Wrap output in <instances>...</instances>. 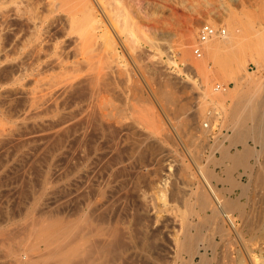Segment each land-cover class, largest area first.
Wrapping results in <instances>:
<instances>
[{"label": "rangeland", "instance_id": "obj_1", "mask_svg": "<svg viewBox=\"0 0 264 264\" xmlns=\"http://www.w3.org/2000/svg\"><path fill=\"white\" fill-rule=\"evenodd\" d=\"M89 1L0 0V264H51L48 245L62 243L71 231L77 245L110 242L109 234L119 232L115 247L121 251L112 249L117 259L110 253L108 264H264V144L243 140L246 127L257 124L239 114L235 82L264 81V0ZM204 24L226 28L238 43L212 56L209 45L225 41L213 39L196 58L192 48ZM91 70L100 73L99 99L111 118L108 140L91 126L82 128L79 117L68 119L78 94L62 99L74 102L61 103L60 117L33 115L35 89L60 85L57 90ZM260 92L262 100L264 87ZM197 109L190 128L187 119ZM209 119L212 131L204 128ZM67 126H73L71 136H61L59 128L63 133ZM237 129L242 143L235 140ZM94 146L101 151L94 154ZM245 147L262 152L258 161L249 160L250 169L234 162ZM198 166L213 173L220 198L236 206L231 215L241 234L215 212ZM99 189L105 198L90 216L84 196ZM100 214L105 225L98 223ZM188 240L199 254H189ZM23 254L27 261H19Z\"/></svg>", "mask_w": 264, "mask_h": 264}, {"label": "bare ground", "instance_id": "obj_2", "mask_svg": "<svg viewBox=\"0 0 264 264\" xmlns=\"http://www.w3.org/2000/svg\"><path fill=\"white\" fill-rule=\"evenodd\" d=\"M98 1V3H100L101 5L105 2V1H108V0H97ZM235 4H237L238 3V0H232ZM87 3L88 4H90V1L89 0H87ZM221 4H223L222 2H221ZM220 4V5H221ZM222 6H224V4L222 5ZM221 6V7H222ZM91 12H93L94 11V8H91V9H89ZM95 12V11H94ZM93 13H91V15H92ZM104 14H105V11H104ZM107 14H109V13H107ZM94 15H96L95 13H94ZM106 15V14H105ZM110 15V14H109ZM109 15H107L106 17H108V19H111V18H109V17H111V16H109ZM93 16V15H92ZM94 17V16H93ZM96 21V19L95 18H93V21ZM3 27V26H2ZM3 31V30H2ZM223 40H225V41H220V42H222L221 44H220V42L218 43V41L217 42H212L210 45H209V50L210 51H208L209 52V54L210 55H212V56H216L217 54V52L219 51V47L221 46L222 48H223V50H221V51H224V50H229L233 45H235L236 43H238V41L236 40V39H234V38H232L231 36H229V37H224V39ZM209 44V43H208ZM40 46V45H39ZM236 46V45H235ZM22 47H23V45H22ZM233 48V47H232ZM36 49V48H35ZM39 49V48H38ZM25 50V49H24ZM233 50V49H232ZM238 50V49H237ZM38 51H40V50H38ZM230 51V50H229ZM42 52V51H41ZM232 52V51H231ZM38 53V55H39V52H37ZM229 53V52H228ZM216 54V55H215ZM224 54V53H223ZM236 54V53H235ZM24 55V54H23ZM27 55V54H26ZM35 55H37L36 53H35ZM37 55V60H39L38 58H39V56ZM237 55H239V54H237ZM244 55V54H243ZM229 57V56H228ZM232 57V56H231ZM234 57V56H233ZM218 58V57H217ZM238 58V57H237ZM36 59V58H35ZM225 59V58H224ZM240 59V58H239ZM231 60H232V58H231ZM238 59H236L235 60V65L234 66H236L237 67V63H238ZM35 62V61H34ZM36 62H38V61H36ZM241 62V61H240ZM239 62V63H240ZM41 63V62H40ZM227 63V62H226ZM232 63H234L233 61H232ZM233 65V64H232ZM48 66H49V64H48ZM56 66V65H55ZM58 66V65H57ZM241 66H243V65H241ZM42 68V67H41ZM88 68V67H87ZM91 68H89V70H90ZM244 69V68H243ZM58 70V69H57ZM81 70V69H80ZM237 70H239V67H238V69ZM91 71H94V70H91ZM90 71V72H91ZM39 72V71H38ZM49 72V71H48ZM95 72V73H94ZM94 72H92L90 75H86L85 77H80V75H79V78H72L71 80H73L71 83H69V85L67 84V82H64L65 83V87L63 86V87H58L57 88V90L55 89L57 86H60V85H57V84H60V83H57L56 85V87H52V89H55V90H52L51 88H47V90H45V91H39L38 89H35L37 92L36 93H34L33 95H32V97L33 98H31V99H29V101H32L33 100V107L35 108L34 110H35V114H33V115H37V116H39V115H41V116H43V115H49L50 113L51 114H53V115H55V116H59V115H61V113H60V111H61V109H60V107H64V106H60L61 105V103H64V102H62V99H63V101H64V98L65 97H71V96H69L70 94L72 95V93H74V94H78L77 96H75V100H77L76 102V105H77V110L75 111L74 110V108H73V110H74V112H70V114L68 113V112H66V113H68V119H72V117L73 116H77V117H79V119L78 120H80L82 123H80L82 126H84V125H86V126H88V127H92L93 128V130H95L96 131V133L97 132H99V134L101 133L102 134V138L104 139L105 138V140H108L109 139V134H112L111 132H112V124H111V121H110V119H109V111H108V115L105 113V108H104V106H105V104H104V97L102 98V99H99V94L101 93L100 91H98V90H100V89H98V84H97V82H98V74H100V73H98V74H96V71H94ZM37 73V72H36ZM89 73V72H88ZM88 73H86V74H88ZM81 75H83V74H81ZM37 76V75H36ZM38 76H40V75H38ZM42 76V75H41ZM46 76V75H45ZM66 76V75H65ZM75 76H77V75H75ZM100 76V75H99ZM250 76V75H249ZM71 77V76H70ZM73 77V76H72ZM78 77V76H77ZM37 78H39V77H37ZM261 78V77H260ZM55 79V78H54ZM53 80V79H52ZM101 80V79H100ZM61 81V80H60ZM67 81V80H66ZM47 82V81H46ZM51 82V81H50ZM49 82V83H50ZM58 82V81H57ZM235 82H236V86L237 87H239V91H238V96L237 97H239L237 100H238V103H237V109L239 110V114L240 115H243L244 117H246V118H248V119H251V120H253L254 122H256V124L257 125H254V127H251V128H249L248 129V127H246L247 128V131H244V132H242V133H244V138H243V140L244 139H246L247 137L249 138H253V139H255V140H258V142L259 143H261V144H264V139H263V135H264V98H262V100L260 99L261 97V95H262V93L260 92L261 91V89H262V87H264V81L263 80H258V79H254V77H250V79H247V78H244V77H238V78H236L235 79ZM40 83V81L39 80H37V84H39ZM44 83V82H43ZM49 83L47 84L48 85V87H50V85H49ZM53 83H55V82H53ZM46 84V83H45ZM46 85V86H47ZM51 85H54V84H51ZM63 85V83L61 84V86ZM40 86H45V85H40ZM55 86V85H54ZM39 87V86H38ZM44 89H46V87L44 88ZM35 90H34V92H35ZM38 91L40 92V93H38ZM140 91V90H139ZM31 92V91H30ZM76 92H78V93H76ZM170 93V92H169ZM73 94V95H74ZM171 94V93H170ZM72 95V98L74 97ZM167 95H168V93H167ZM101 96V95H100ZM172 95H170V97H171ZM67 97V98H68ZM102 97V96H101ZM165 98H167L168 99V97L166 96ZM69 99H71V98H69ZM68 99V100H69ZM73 100V102H74V99H72ZM66 101V100H65ZM70 101V100H69ZM104 101V102H103ZM68 101H66L65 103H67ZM72 101L69 103L68 102V104L69 105H71L72 103H73ZM64 103V104H65ZM25 104V103H24ZM74 105H75V103H74ZM74 105H73V107H74ZM40 106H43L44 107V110H42V109H40ZM60 106V107H59ZM30 107H31V104H30ZM42 107V108H43ZM69 106H66V109H71V107H69ZM108 108V107H107ZM28 109H29V107H28ZM64 109V108H63ZM62 109V110H63ZM33 110V109H32ZM107 110V109H106ZM198 110V109H197ZM194 111L193 112V114L187 119V125L191 128L192 126H193V124H195L196 122V119H198V116H200L199 114H200V111L198 110V111ZM70 111V110H69ZM32 112H34V111H32ZM214 112V111H213ZM236 113H238L237 111H236ZM63 114V113H62ZM31 115H32V113H31ZM64 115H66V114H64ZM218 114H216V112L214 113V116H217ZM40 117V116H39ZM60 117V116H59ZM63 117V116H62ZM61 117V119H63ZM70 117V118H69ZM56 118H58V117H56ZM235 118V117H234ZM240 118V117H239ZM246 118H245V121H246ZM31 119V118H30ZM54 119V118H53ZM59 119V118H58ZM64 119H67V118H65L64 117ZM68 119H67V121H68ZM214 119V118H213ZM43 120V119H42ZM57 120V119H56ZM76 120V119H75ZM64 121H66V120H64ZM69 121H71V120H69ZM74 121V119H72V122ZM79 121V122H80ZM209 121H212V124H213V120H210L209 119ZM38 122V121H37ZM40 122H42V121H40ZM54 122V121H53ZM61 122V121H60ZM50 123V122H49ZM68 123V122H67ZM78 123V122H77ZM43 124H44V122H43ZM42 124V125H43ZM58 124V123H57ZM69 124H70V122H69ZM75 124V123H74ZM79 124V125H80ZM234 124V123H233ZM53 125H55V124H53ZM60 126V125H59ZM63 126V125H62ZM236 126V125H235ZM69 126H67V128L66 129H64L63 130V133H62V130L59 128V132L61 131V133H59L60 135L61 134H63V136L65 135V136H68V135H70V132H71V134H72V131H71V129L70 128H72V127H70V128H68ZM76 127H78V126H76ZM58 128H57V130H58ZM79 128V127H78ZM82 128H86L87 129V127H82ZM194 128H195V126H194ZM55 129V128H54ZM241 129H243V128H241ZM192 130V129H191ZM191 130H190V132H191ZM88 131V130H87ZM237 131H238V129H237ZM237 131H236V133H237ZM241 131V130H240ZM85 132H86V130H85ZM208 132V131H207ZM239 132V131H238ZM83 133H84V130H83ZM53 134V133H52ZM238 135L235 137V140H236V142H239V141H241V143H242V140H239V136L240 135H242V134H240V132L239 133H237ZM85 136H87L86 134H84ZM83 135V136H84ZM62 136V135H61ZM71 136V135H70ZM111 136V135H110ZM5 137H8V136H5ZM88 137V136H87ZM84 137H82V139H83ZM111 138V137H110ZM85 139H87V138H85ZM85 139H83V141H85ZM242 139V138H241ZM66 140V139H65ZM7 141H9V139L7 140ZM58 141V140H57ZM53 142V141H52ZM66 142V141H65ZM87 142V141H86ZM235 142V141H234ZM1 143V142H0ZM3 143V142H2ZM8 143V142H7ZM59 143H60V141H59ZM59 143H58V145H59ZM61 144V143H60ZM79 144V143H78ZM82 144V143H81ZM80 144V145H81ZM92 145H95V143L94 144H92ZM2 146V145H1ZM0 146V147H1ZM4 146V145H3ZM56 146V145H55ZM90 146H91V144H90ZM89 146V147H90ZM87 147V146H86ZM89 147H88V149H89ZM95 147V146H94ZM99 147V146H98ZM19 148V147H18ZM53 148V147H52ZM61 148V147H60ZM91 148V147H90ZM104 148V147H103ZM93 149V153L95 154V153H97L98 151H101V148L99 147V149L100 150H98L97 151V147H95V148H92ZM86 151V150H85ZM84 152V151H83ZM224 155L227 157L228 156V151L225 149L224 151ZM90 153V152H89ZM92 152H91V154H93ZM105 153V152H104ZM107 153V152H106ZM262 153V152H261ZM261 153L259 152V153H257V152H255V151H253L252 149H250L249 147H245L244 148V150L243 151H241V153H239L238 155H237V157L234 159V162H236L237 164H239V165H241L240 167H242V166H244L246 169H250L251 167H250V165H249V160L251 159V158H256V160L258 161L260 158H261ZM88 155H90V154H88ZM101 155V157H103L104 158V156H102V153L100 154ZM108 155V154H107ZM99 156V155H98ZM225 156L223 157V158H225ZM100 157V156H99ZM122 158V157H121ZM197 158H200L199 156L197 157ZM93 159H95V160H97L98 158L96 157H94ZM83 160V159H82ZM92 160V159H91ZM103 160V159H102ZM85 161V160H84ZM98 161H100V160H98ZM97 162V161H96ZM95 162V163H96ZM258 163V162H257ZM236 164V165H237ZM81 165V164H80ZM93 166V165H92ZM105 166H107L106 167V169H111V167H112V163H110V161H108V164L107 165H105ZM80 167V166H79ZM83 167V166H82ZM82 167H80L81 169H82ZM199 167V169H200V171H201V174L203 175V184H204V186L206 187V189L208 190V192L207 193H209L210 194V197L215 201V212L216 213H218L219 215H221L227 222H228V224H229V226L231 227V229L229 228L228 230H232V229H234V231L235 232H237V235H238V231H236V226H235V219H233V217L234 216H232L233 214L231 213V209L232 208H235L236 206L235 205H233L232 203H225L224 201H223V199H221L220 198V196H219V193H218V191H217V189L215 188V186L212 184V174L210 175V173H208V172H205L204 171V169L202 168V167H200V166H198ZM115 168V167H114ZM81 169L79 170V171H81ZM113 169V168H112ZM108 170H107V172H108ZM104 171H105V169H104ZM79 175V174H78ZM69 176H71V174L69 175ZM68 176V177H69ZM107 176H108V178H109V175H108V173H107ZM114 176V175H113ZM87 177V176H86ZM66 178V177H65ZM80 178V177H79ZM88 178V177H87ZM96 178V177H95ZM80 179H82V178H80ZM87 181V180H86ZM264 182V181H263ZM106 183V182H105ZM262 183V182H261ZM71 184V183H70ZM69 187V186H68ZM264 187V186H263ZM91 188V187H90ZM105 191H104V189L103 190H101V189H99L98 190V192H97V194H96V192H91V193H89V195H85L84 197L86 198V199H88L87 200V208H88V210H89V213H91V215L90 214H86V215H90V216H92V214H95L96 215V213L98 212L97 211V209H98V207H99V205L100 204H102L101 203V200L103 201V199L105 198ZM80 197H83L82 196V194H81V196ZM209 197V198H210ZM84 198V199H85ZM225 200V199H224ZM226 201V200H225ZM70 202V201H69ZM73 203V202H72ZM66 204V203H65ZM66 206V205H65ZM208 206V205H207ZM211 206H213V205H211ZM238 206V205H237ZM238 208V207H237ZM237 210V209H236ZM88 212V211H87ZM232 214V215H231ZM102 214H100V216H101ZM105 215V214H104ZM104 215H102L103 216V218L102 219H105L106 217H104ZM140 215V214H139ZM107 216V215H106ZM141 216V215H140ZM215 216V215H214ZM143 217V216H142ZM89 218V217H88ZM184 218V217H183ZM85 219H86V217H85ZM89 219H91V218H89ZM101 218H100V220H98V223L100 224V222H101V224L102 225H105V223L104 222H107V219H105V221L104 220H102ZM144 218H142V219H139V220H141V222H143V221H145L146 219H144ZM186 219V218H185ZM184 219V220H185ZM93 220V219H92ZM143 220V221H142ZM86 221V220H85ZM87 221H88V219H87ZM86 221V222H87ZM94 221H96V220H93V222ZM183 221V220H182ZM189 221V220H188ZM43 222V221H42ZM89 222H90V220H89ZM92 222V221H91ZM90 222V223H91ZM168 222V221H167ZM191 222V221H190ZM89 223V224H90ZM104 223V224H103ZM140 223V222H139ZM147 223H148V221H147ZM183 223V222H182ZM192 223H194V222H192ZM191 223V224H192ZM82 224H85V223H82ZM87 224V223H86ZM89 224H87L86 226H90V228H92L93 229V227L92 226H94V224L93 225H89ZM92 224V223H91ZM143 225L144 224H146V222L145 223H142ZM98 225V224H97ZM97 225H96V227H97ZM142 225V226H143ZM147 225V224H146ZM149 225V224H148ZM184 225V224H183ZM38 226V225H37ZM40 226V225H39ZM83 226V225H82ZM141 226V225H140ZM184 226H189V224H187V223H185V225ZM192 226V225H191ZM33 227H34V225H33ZM77 227V226H76ZM85 227V226H84ZM106 227V226H105ZM144 227V226H143ZM223 227V226H222ZM78 228H79V230L82 228H80V226L78 225ZM77 228V229H78ZM86 229H88L87 227H85ZM104 228V227H103ZM102 228V229H103ZM116 228V227H115ZM145 228H147L146 226L144 227V229ZM228 228V227H227ZM70 229H74V228H70ZM92 229H88L89 231H88V233L90 234L91 232H93L92 231ZM112 229V228H111ZM143 229V228H142ZM226 229V228H225ZM225 229H224V231H225ZM249 229V228H248ZM78 230V231H79ZM100 230V227L98 228V231ZM104 230V229H103ZM107 230V229H106ZM105 230V231H106ZM185 230V229H184ZM220 230V229H219ZM222 230V229H221ZM33 231H34V229H33ZM32 231V232H33ZM75 231H76V228H75ZM78 231H76V232H78ZM82 230H80V233H82L81 232ZM91 231V232H90ZM223 231V232H224ZM104 232V231H103ZM102 232V233H103ZM112 232V231H111ZM183 232V231H182ZM185 232V231H184ZM231 232V231H230ZM71 233H72V231H71ZM71 233H69V232H67L66 234H67V236H66V238L64 237V241L62 242V243H60V244H58V243H56V242H53L54 243V245L55 246H51V248H49V246L50 245H48V250L49 251H46V252H48V253H46L45 255V257H46V259H45V261L47 262V263H51V264H104V263H106V262H108V257L107 256H109V257H111L110 256V253H112V255H115V254H113V250L112 249H116V248H119V247H115V245H116V243H118V241H119V239H118V241H116L117 240V236L116 235H118L119 234V232L115 235V233L113 234H111L113 237H111V235L109 234V237H110V242L108 241L109 239L107 238H105V243H103V239H102V242H99L98 244L96 243L97 241H95V240H93V239H91V240H93V241H91V242H89L87 245H86V243H78L79 245H77V244H74V242L71 240V239H73L72 237L71 238H69L70 237V235H71ZM226 233V232H225ZM244 233V232H243ZM242 233V234H243ZM73 234V233H72ZM76 233H74V235H75ZM95 234H97V235H105V233H103V234H101V233H95ZM184 234V233H183ZM222 234V233H221ZM239 234H241V233H239ZM77 235V234H76ZM75 235V236H76ZM32 236V235H31ZM30 235H29V237H31ZM40 236V235H39ZM72 236V235H71ZM86 236V235H85ZM115 236H116V238H115ZM120 236V235H119ZM226 236V235H225ZM240 236V235H239ZM258 236V235H257ZM51 237V236H50ZM53 237V236H52ZM77 237V236H76ZM75 237V238H76ZM80 237V236H79ZM103 237H105V236H103ZM121 237V236H120ZM119 237V238H120ZM184 237V236H183ZM226 237H230V236H226ZM241 237V236H240ZM60 238V240H61V237H59ZM112 238V239H111ZM253 238H255V237H253L252 236V238L251 239H253ZM50 239V238H49ZM48 239V240H49ZM53 239H55V238H52V240ZM95 239V238H94ZM97 239V238H96ZM100 239V238H99ZM129 239V238H128ZM226 239V238H225ZM48 240L47 239H44L43 240V242L44 243H46V242H48ZM51 240V241H52ZM58 240V239H57ZM101 240V239H100ZM99 240V241H100ZM121 240V239H120ZM180 240V239H179ZM256 240V239H255ZM62 241V240H61ZM262 241V240H261ZM58 242V241H57ZM167 242V241H166ZM264 242V241H263ZM43 243V244H44ZM101 243H103V244H101ZM120 244H121V242H119ZM118 243V244H119ZM176 243H178V242H176ZM184 243V242H183ZM117 244V245H118ZM192 244V242H191V240H188V242H186V245H185V248L187 249V251L189 252V254H191V255H195V254H199V250L197 249V248H192L190 245ZM198 244V243H197ZM227 244V243H226ZM248 244H250V243H248ZM13 245V244H12ZM74 245H77V247H74ZM246 245V244H245ZM119 246V245H118ZM141 246V245H140ZM261 246V245H260ZM5 247V246H4ZM122 247V246H121ZM175 247H176V245H175ZM12 248V247H11ZM10 248V249H11ZM24 248H26V247H24ZM23 248V249H24ZM245 248H246V250H247V252L249 253V260H251V263H253L252 261V257L250 256V252H251V250L249 249L250 247H248V245H246L245 246ZM122 249V248H121ZM178 249V248H177ZM12 250V249H11ZM14 251H16V250H14ZM18 251V250H17ZM20 251H21V253L23 252L22 251V249H20ZM118 251H121V250H119V249H116V251L114 252V253H116V255H118ZM8 253H9V251H7ZM165 252V251H164ZM247 252H246V254H247ZM264 252V251H263ZM7 253V254H8ZM11 253H13L12 251H10V253L9 254H11ZM17 254V253H16ZM97 254V255H96ZM121 254V253H120ZM119 254V255H120ZM202 254V253H201ZM116 255H115V258H116ZM8 256V255H7ZM13 256V255H12ZM41 256H43L42 254H41ZM205 256H206V254H205ZM228 256V255H227ZM226 256V257H227ZM24 257V258H23ZM23 257H21L22 258V260H21V258H19V261H27V258H29V257H27L26 255H24L23 254ZM107 257V258H106ZM114 257V256H113ZM119 257V256H118ZM120 257H122V256H120ZM204 257V256H203ZM244 257H246V256H244ZM5 258V257H4ZM32 258V257H31ZM30 258V259H31ZM189 258H190V256H189ZM112 259V258H111ZM110 258H109V262H110V260H111ZM117 259V258H116ZM123 259H124V257H123ZM193 259V258H192ZM244 259V258H243ZM114 260V259H113ZM119 260V259H118ZM117 260V261H118ZM242 260V259H241ZM245 260V259H244ZM14 261V260H13ZM116 261V260H115ZM121 261V260H120ZM163 261V260H162ZM240 261V260H239ZM7 262H9V264L11 263V260L9 259V261L7 260ZM119 262V261H118ZM243 262V261H242ZM6 263V262H5ZM14 263H16V261L14 262ZM116 263V262H115ZM248 263V262H247ZM13 264V263H12ZM18 264V263H17ZM20 264V263H19ZM39 264H42V262L41 263H39ZM46 264V263H45ZM106 264H108V263H106ZM255 264V263H254Z\"/></svg>", "mask_w": 264, "mask_h": 264}, {"label": "built area", "instance_id": "obj_3", "mask_svg": "<svg viewBox=\"0 0 264 264\" xmlns=\"http://www.w3.org/2000/svg\"><path fill=\"white\" fill-rule=\"evenodd\" d=\"M227 34V29L224 27H214L209 24H204L200 27L197 37V43L192 48L194 56L198 59H201L203 56V47L205 44H207L209 41H212L213 39L224 38L227 36ZM216 91H221V87L218 86ZM204 128L208 131H212L214 129L210 121L204 124Z\"/></svg>", "mask_w": 264, "mask_h": 264}]
</instances>
